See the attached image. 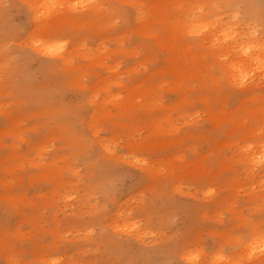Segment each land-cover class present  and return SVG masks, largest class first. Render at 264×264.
<instances>
[{
    "label": "rangeland",
    "instance_id": "374dc122",
    "mask_svg": "<svg viewBox=\"0 0 264 264\" xmlns=\"http://www.w3.org/2000/svg\"><path fill=\"white\" fill-rule=\"evenodd\" d=\"M29 1L0 0V264H264L263 157L250 164L264 108L247 112L264 107V70L235 82L231 47H184L196 40L184 33L164 49L136 34L148 0H99L91 17L68 0L37 21ZM222 3L237 9L240 42L263 50L264 8Z\"/></svg>",
    "mask_w": 264,
    "mask_h": 264
},
{
    "label": "bare ground",
    "instance_id": "6f19581e",
    "mask_svg": "<svg viewBox=\"0 0 264 264\" xmlns=\"http://www.w3.org/2000/svg\"><path fill=\"white\" fill-rule=\"evenodd\" d=\"M68 0H34L33 2H32V0H31V2L29 1L28 3V5H29V7H30V9H32L31 11H32V13H34L35 14V16H34V20H36L37 21V19H38V17L40 16H44V13H43V15H40V14H42V12H45L46 13V15H47V13L51 10V8H52V11H53V13L55 12V10L56 11H58V9L59 8H57V6H59V5H62V4H64L65 2L67 3V6L70 4H68V2H67ZM70 1V0H69ZM74 1V0H73ZM77 1V3H80L79 4V7H83V5H81V4H85L86 6L84 7L85 8V11L86 12H84L85 13V15H87V16H89V17H91L93 14H99L100 13V1L99 0H89V1H87V0H76ZM120 1H122V0H117L116 2H120ZM147 1V0H146ZM221 1L224 3V6H226L225 8H229L230 7V5L233 3V0H220V1H218V0H148V2H149V6H150V10L148 11V13H149V15L146 17V18H144V17H139L138 15H136V17H135V27H134V29H133V31L134 32H136V34L138 33V34H141L142 36H145L146 38H149V39H152L153 41H154V44H158L159 46H162L164 49H166V47L165 46H169V45H171V46H173L174 48L175 47H178L179 46V44L178 43H176V39L177 38H180V37H182L181 35H184V33L186 34V33H189V34H195V38H196V40L194 39V42L192 41L191 43L190 42H188V43H190V44H188V43H184L183 44V46L184 47H187V46H190V45H192V46H194V47H207L206 46V44H210V47L212 48V47H214L212 44H214V41H216L217 42V44L218 45H216V49H215V52H216V55H217V51H219L218 49H217V47L219 48V49H227V50H225V53H227V51L229 50V48L231 47V49H230V51H233V52H237V60L235 61H230L229 62V65H228V70L230 69V72H229V74H230V76L232 77V81H235V82H237L238 80H241L240 82L242 83L243 81H242V79L244 78V76L247 74V73H249L251 70H254V68H256L255 70H257V69H262V70H264V49L262 50V48L261 47H259V45H256L255 43H253L252 41H243V42H240V38H239V36H238V30L237 29H235V23H237L238 24V22H235V20L236 19H234L235 17H236V13L237 12H235V11H237V9H238V6H239V4L238 3H236V2H238V1H236L235 3L236 4H238L237 5V9L234 11H232V10H230V9H227V11H225L224 10V8H222L224 11H222V12H225V16L224 17H226L227 19H226V21H224L223 22V20H219V19H221V18H223V17H221V18H219V15L220 14H222V13H218L217 12V14H219V15H217V14H215L214 12L216 11V9L218 8L219 9V7H222V6H218V4H219V2H220V5H221ZM241 1H243V0H241ZM84 2V3H83ZM176 2H184V3H186L187 5H188V8H187V10H186V13H184V14H182L181 13V16H174L173 15V12H172V6L176 3ZM218 2V3H217ZM73 3V2H72ZM76 3V4H77ZM222 3V4H223ZM251 5V7L254 9V12L256 13H253L254 15H256L257 16V12L259 13V12H262L261 10H263V8H264V2H258L257 0H247V5H249V4ZM241 4H243V3H241ZM65 5V4H64ZM78 5V4H77ZM81 5V6H80ZM72 6H74L75 7V5H72ZM72 6H71V8H72ZM73 7V8H74ZM234 7V6H233ZM250 7V6H249ZM250 7V8H251ZM240 8V7H239ZM61 9V8H60ZM60 9H59V11H60ZM222 9H219V11L220 10H222ZM247 9H249V8H247ZM62 10V9H61ZM239 10H241V8L239 9ZM238 10V11H239ZM51 11V12H52ZM63 11V10H62ZM215 14V15H217V16H212V15H214L213 13ZM221 12V11H220ZM244 12V11H243ZM246 12H248V11H246ZM246 12H244V15L245 16H247L248 15V17L250 16V18L252 17V10H250V12H251V15H249V12H248V14L246 15L245 13ZM31 13V15L33 16L34 14H32ZM115 13V12H114ZM239 13V12H238ZM264 13V12H263ZM260 14V13H259ZM258 14V15H259ZM262 14V13H261ZM259 15L260 17L261 16H263L264 14H262V15ZM50 15H52V14H50V12H49V16ZM76 15V14H75ZM224 15V14H223ZM243 15V16H244ZM253 15V16H254ZM31 16V17H32ZM239 16V15H238ZM237 16V17H238ZM245 16L243 17V18H245ZM181 17H183V19L180 21V18ZM217 17V18H216ZM45 18H47L46 16H45ZM231 18H233V20H234V22L232 21V19ZM239 18V17H238ZM242 18V19H243ZM242 19H241V21H242ZM259 19H261V18H259ZM33 20V21H34ZM97 20V19H96ZM95 20V21H96ZM216 20H219L218 21V25H219V30L218 31H216V33H217V35L215 36V34H213L214 36H215V38L213 37L212 38V31H210L209 32V27H213V25L214 24H216L215 23V21ZM258 19H256V21H257ZM262 20H264V19H262ZM260 21L259 20V23L260 22H264V21ZM64 21H69V17H67V16H65V18H61V19H56V20H54V19H52V20H50V21H48L47 23H45L44 24V27H41L39 24V26H40V28L41 29H39L38 27H37V29L40 31V30H44V29H46V30H52L56 25H58V24H60L61 22H64ZM237 21V20H236ZM254 21H255V18H254ZM39 22H41L40 20H39ZM43 22V21H42ZM76 22L77 23H80L81 22V20H79V19H76ZM88 22V21H87ZM240 22V21H239ZM35 24H36V22H34ZM256 24V23H255ZM264 23H262L261 25H263ZM37 25V26H38ZM240 25H241V23H240ZM71 26V25H70ZM217 26V25H216ZM236 27H238V26H236ZM263 28H264V25L262 26ZM262 27H259L261 30H263L262 29ZM215 28V27H214ZM71 29V28H70ZM218 29V28H217ZM65 30V29H64ZM211 30V29H210ZM216 30V28L214 29V31ZM260 30V31H261ZM213 31V32H214ZM59 32V31H58ZM200 32H202V33H200ZM46 34V33H45ZM49 34V33H48ZM50 34H52V33H50ZM53 36H56V35H53ZM49 37V36H48ZM50 38V37H49ZM51 38H52V36H51ZM57 38V37H56ZM213 39V40H212ZM217 39H220L221 40V42H219ZM55 40H57V39H55ZM54 39L52 40L53 42L55 41ZM51 41V44L53 43ZM187 41H191V40H187ZM213 42V43H212ZM215 42V43H216ZM231 43V45L229 44V43ZM45 44H41V43H38V45L36 44V47L34 46V48H36V49H34V50H41V49H43L44 48V50H47L48 48H45V47H43ZM7 49V48H6ZM49 51V50H48ZM40 52H42V51H39V53ZM47 52V51H46ZM8 53H9V51H8ZM48 53V52H47ZM194 54V53H193ZM12 55V54H11ZM61 55V54H60ZM201 55L203 56V53L201 52ZM219 55V54H218ZM217 55V56H218ZM62 58L61 59H63L64 60V62H66V57L65 56H61ZM179 58H181V56H178ZM216 57V56H215ZM218 58V57H217ZM182 59V58H181ZM59 60V59H58ZM167 60L169 61V58H167ZM172 60V57L170 58V61ZM214 61H215V59H214ZM60 62H62V60L60 61ZM176 62V60H174V63ZM217 62V61H216ZM215 64V63H214ZM217 64V63H216ZM216 64L214 65V66H216ZM231 81V80H230ZM249 86V88L245 91V92H252V85L250 86V85H248ZM239 87V86H238ZM149 90V89H148ZM260 105V104H259ZM263 108L264 107H260V106H256V107H254V108H249L248 109V113H252V114H255V113H262L263 111ZM229 111V110H228ZM221 112V111H220ZM228 115V114H227ZM262 117V116H261ZM263 123V122H262ZM241 124V123H240ZM262 126V125H261ZM264 126V125H263ZM261 129H264L263 127L261 128ZM252 130V129H251ZM79 137V136H78ZM77 137V138H78ZM139 141V140H138ZM146 142V141H145ZM257 145H256V149H255V151L257 150V147H262V151L260 150V154L258 155V153H256V154H254L253 156H252V158L250 159V164H252L253 165V167L254 166H256V165H258V163H260V162H263L262 161V159L264 160V140H260V142L259 141H257V143H256ZM85 145V144H84ZM222 146V145H221ZM83 147V146H82ZM263 153V154H262ZM263 157L262 159L260 158V157ZM197 163V162H196ZM204 163V162H203ZM260 165V164H259ZM208 166H210V165H208ZM106 167V166H105ZM139 167H141V166H139ZM145 167V166H144ZM257 167V166H256ZM148 168H150V167H148ZM209 168V167H208ZM207 168V169H208ZM141 169H142V167H141ZM210 169V168H209ZM147 171V170H146ZM262 171V170H261ZM143 172V171H142ZM264 172V171H263ZM153 174V173H152ZM151 174V175H152ZM211 174V173H210ZM95 175V174H94ZM110 177V176H109ZM150 177V176H149ZM210 176H208V178H209ZM80 179V178H79ZM90 183V182H89ZM112 183V182H111ZM86 184V183H85ZM94 185V184H93ZM102 188V187H101ZM86 189V188H85ZM117 190V189H116ZM85 191H87V190H85ZM88 192V191H87ZM209 192V191H208ZM83 193H85L84 191L82 192V194ZM203 194H205V193H203ZM209 194H211V193H209ZM86 195V194H85ZM84 195V196H85ZM205 195H207V194H205ZM89 196V194L87 195V197L86 198H89L88 197ZM156 197V196H155ZM85 198V197H84ZM204 198H205V196H204ZM90 199V198H89ZM157 199V198H156ZM158 200V199H157ZM164 200V199H163ZM86 201H87V199H86ZM112 201V200H111ZM152 203V202H151ZM203 204H205V203H203ZM104 205V204H103ZM206 205V204H205ZM209 206H210V204H208ZM79 206H81V205H79ZM78 206V207H79ZM87 206V205H86ZM90 206H92L91 204L89 205V207L88 208H90L89 210H91V207ZM94 206V205H93ZM96 206V205H95ZM97 207V206H96ZM200 207V206H199ZM199 207H198V209H199ZM204 207H206V206H204ZM83 207H81V211H83V209H82ZM85 208V207H84ZM140 208H141V205H140ZM156 208V207H155ZM77 209V208H76ZM80 209V208H79ZM85 210V209H84ZM93 210H95V209H93ZM92 210V211H93ZM105 210V209H104ZM103 210V211H104ZM153 210H155V209H153ZM162 210V209H161ZM78 212L80 211V210H77ZM102 211V212H103ZM158 211V210H157ZM160 211V210H159ZM85 212V211H84ZM106 212V211H105ZM71 213V212H70ZM75 213V212H74ZM77 213V212H76ZM75 213V214H76ZM87 213H88V210H87ZM99 214H100V212H98ZM148 213V212H147ZM154 213V212H153ZM80 215H81V213H79ZM78 214V215H79ZM145 214V213H144ZM164 214V213H163ZM167 215H168V213H166ZM71 215V214H70ZM83 215V214H82ZM98 215V214H97ZM104 215H105V213H104ZM157 216H158V214H156ZM203 215V214H202ZM88 216H91V215H88ZM95 216V215H94ZM93 216V217H94ZM102 216V215H101ZM107 216H110V214H108ZM147 217L149 216V214L148 215H146ZM151 216H153L152 214H151ZM151 216H150V218H151ZM155 216V215H154ZM153 216V217H154ZM157 216H156V218H157ZM164 216V215H163ZM162 216V217H163ZM95 218V217H94ZM102 218V217H101ZM105 218V217H104ZM103 218V219H104ZM155 218V219H156ZM198 218V217H197ZM207 218V217H206ZM77 219H79V221L81 220L80 218H77ZM87 219V218H86ZM102 219V220H103ZM154 218H152V220H153ZM158 219V218H157ZM202 219V218H201ZM33 220V219H32ZM67 220V219H66ZM69 220V219H68ZM68 220L66 221V222H68ZM108 220H110V219H108ZM78 221V220H77ZM159 221V220H158ZM109 222V221H108ZM131 222V221H130ZM136 222L137 221H135V224H136ZM163 222V221H162ZM30 223H31V221H30ZM33 223H34V221H33ZM32 224V223H31ZM130 224V223H129ZM112 225H113V223H112ZM112 225H110V226H112ZM115 225V224H114ZM124 225H126V223H124ZM124 225L122 226V227H118V224H117V226H114V227H112V228H110V229H113L114 230V228L115 227H117L116 228V230H119L120 228V230H122L123 232H124V230H126L127 229V227H124ZM131 225H132V223H131ZM70 226H72V225H70ZM99 226V225H98ZM137 226V225H136ZM78 227V226H77ZM138 227V226H137ZM140 227V226H139ZM138 227V228H139ZM87 228H88V226H87ZM94 228V227H93ZM103 228H105L104 226H103ZM108 228V227H107ZM124 228H126V229H124ZM133 228H135V226H132V228H131V230H132V232H135V234H136V231H135V229H134V231H133ZM142 228V227H141ZM137 229V228H136ZM78 230V229H77ZM109 230V229H108ZM112 230V232H114ZM129 230V229H128ZM140 229H138V231H139ZM142 230H143V228H142ZM74 231V230H73ZM147 231V230H146ZM261 231V230H260ZM259 231V232H260ZM264 231V230H263ZM76 232V231H75ZM89 232V231H88ZM127 232H129L131 235L133 234L132 232H130V230L129 231H127ZM142 232H144L143 234H145L146 232H145V230L144 231H142ZM259 232H258V235H260V237H256L257 239H260L261 240V237H262V239L264 238L263 236H262V233H260L259 234ZM51 233V232H50ZM76 233H78V232H76ZM75 233V234H76ZM81 233V232H80ZM115 233V232H114ZM113 233V234H114ZM125 233V232H124ZM140 234H141V232H139ZM138 233V234H139ZM55 234L56 233H54L53 235L55 236ZM105 234V233H104ZM116 234V233H115ZM135 234L134 235H132V236H135ZM139 234V235H140ZM52 235V236H53ZM79 235V234H78ZM102 234H100L99 236H101ZM131 235H130V237H131ZM137 235V234H136ZM142 235V234H141ZM256 235H257V233H256ZM263 235H264V233H263ZM14 236V235H13ZM51 236V235H50ZM51 236V237H52ZM74 236V235H73ZM76 236V235H75ZM107 236V235H106ZM144 236V235H143ZM142 236V237H143ZM58 237V236H57ZM62 237V236H61ZM87 237V236H86ZM102 237V236H101ZM136 237V236H135ZM134 237V239L136 240L137 238L138 239H140L139 238V236H137V238H135ZM81 238V237H80ZM79 238V239H80ZM90 238H92V237H90ZM99 238V237H98ZM52 239V238H51ZM53 239H54V241H55V239L56 238H54L53 237ZM59 239H61V238H59ZM70 239V238H69ZM76 239H77V237H76ZM83 238H81V240H82ZM107 239V238H106ZM133 239V238H132ZM141 240V239H140ZM77 241V240H76ZM85 241V240H84ZM84 241H83V243H84ZM253 241V240H252ZM254 241H255V239H254ZM264 241V240H263ZM78 242V241H77ZM92 242H94V241H92ZM101 242V241H100ZM131 242V241H130ZM257 242H258V240H257ZM82 243V242H81ZM250 243V242H249ZM252 243H254V242H252ZM252 243H250V244H252ZM259 243V242H258ZM261 243V242H260ZM264 243V242H263ZM93 244V243H92ZM91 244V245H92ZM174 245V244H173ZM249 245V244H248ZM258 244H256L255 246H257ZM81 246V245H80ZM79 246V247H80ZM172 247V246H171ZM170 247V248H171ZM249 247V246H248ZM248 247H246V249L248 248ZM253 245H252V249H253ZM2 248H3V245H2ZM251 248V246L249 247V249ZM259 248V246L257 247V249ZM261 248V247H260ZM256 248H254V250H255ZM256 249V250H257ZM262 249V248H261ZM263 249H264V247H263ZM171 250V249H170ZM174 250V249H173ZM248 250V249H247ZM258 251H261V250H258ZM257 251V252H258ZM264 251V250H263ZM255 252V251H254ZM95 253V252H94ZM248 253H249V251H248ZM252 253V252H251ZM258 253H260V252H258ZM257 253V254H258ZM264 254V253H263ZM256 255V254H255ZM260 255H261V253H260ZM259 255V256H260ZM158 256V255H157ZM166 256V255H165ZM169 256V255H168ZM216 257H217V255H215ZM219 256V255H218ZM170 257H172V256H170ZM180 257H182L181 255H180ZM221 257V256H220ZM220 257H218L217 259H219ZM257 257V256H256ZM175 258V257H174ZM212 258V257H211ZM150 259V258H149ZM159 259V258H158ZM157 258H156V260H158ZM161 259V258H160ZM220 259H222V258H220ZM263 259L264 258H262V261H263ZM258 260H259V258H258ZM160 260H158L157 262H159ZM161 261L163 262V260L161 259ZM111 262V261H110ZM154 262H156V261H154ZM211 262V261H210ZM221 262H224V261H221ZM256 262V261H255ZM259 262V261H258ZM160 263V262H159ZM226 263V262H225ZM151 264H153V263H151ZM160 264H162V263H160ZM164 264V263H163ZM227 264V263H226ZM260 264V263H259Z\"/></svg>",
    "mask_w": 264,
    "mask_h": 264
}]
</instances>
